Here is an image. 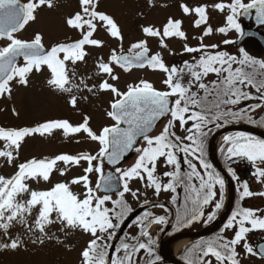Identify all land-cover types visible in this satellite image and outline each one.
<instances>
[{
	"label": "snow or ice",
	"instance_id": "1",
	"mask_svg": "<svg viewBox=\"0 0 264 264\" xmlns=\"http://www.w3.org/2000/svg\"><path fill=\"white\" fill-rule=\"evenodd\" d=\"M147 4L155 7L156 0H147ZM43 7L54 8L55 0L27 3L0 0V39L7 41L0 46V98L11 99L14 84L28 87L34 73L43 74L46 70L47 86L65 97V102L80 114L81 122L47 119L35 126H0L3 142L0 158L15 167L12 175H0V234L6 238L0 240V253L27 251L23 237L11 233L17 226L29 235L34 245L52 240L63 244L49 231L51 226L58 225V231L65 237L76 231L90 236L80 252L79 264H137L134 261L137 253L143 250L152 255L154 242L147 227L151 223L164 224L166 218L144 212L135 223L140 226V236L148 238L147 243L136 237L132 238L136 240L134 244L121 241L115 251H123V255L109 256L111 245L107 241L115 238V230L133 211L126 194L137 200L141 195L140 188L131 187L132 182L142 183L144 189H152L157 196L161 192L175 193L177 185L184 184L186 203L183 215L176 217L178 226L215 220L224 207L226 184L221 173L206 159V142L213 128L239 121L257 123L250 113L264 109V104L237 106L257 98L249 88L264 100V60L251 56L243 47L238 48L237 54H231L221 50L220 44H205L204 40L217 33L227 36L233 30L243 36L240 17L251 16L253 12L256 22L264 26V0H218L211 6L181 3L185 16L196 17L193 27L202 29L194 37L198 46L186 43L188 36L182 28L183 21L169 16L161 27L140 25L142 38L130 43L126 52L123 30L112 15L99 10L100 0H77L78 10L65 17L64 22L75 33V39L67 37L46 47L44 35L39 31L31 39L16 35L36 20L37 11ZM209 7L224 16L223 26L213 28L209 24ZM101 32L119 42V48H111L107 59L99 53L93 56L91 51L107 46V41L99 37ZM150 38L158 41L160 49L169 52L168 40L185 41L183 51L199 55L193 56L191 62L183 61L182 66L168 65L161 51L152 52ZM222 43L229 45L235 41L224 39ZM90 56L95 72L81 75L79 65H86ZM116 68L126 73L134 68L162 72L164 88L158 89L152 82L141 79L127 84L122 91L115 83L120 79ZM209 75L216 78L209 81ZM102 93L110 94L104 111L113 123L94 130L91 116L79 105ZM12 113L19 116L16 108H12ZM260 123L264 126V117ZM57 130L65 138L83 134L84 139L98 145V151L33 156L14 163L26 138L49 137ZM220 151L226 165L234 158L247 160L254 168L253 176L264 185V139L244 132L225 135ZM132 152L134 162L125 168L118 167ZM181 157L187 171L182 172ZM105 162L114 171L106 173ZM160 168L171 170L160 173ZM73 169H80L82 174L70 175ZM227 172L239 181L231 166ZM55 175L60 179L54 180ZM162 177L169 179L165 182ZM73 186L80 190L73 191ZM253 196L264 197V191L253 192L248 182H244L239 189V201ZM239 201L214 238L192 246L195 259L189 254L185 256V264H241L238 248L243 249L245 256L264 260V245L257 251L247 239L254 230L264 231V215H258L260 209L242 207ZM208 206L212 210L205 218ZM226 231L233 233L231 238L224 234ZM159 259L156 256L149 264H156Z\"/></svg>",
	"mask_w": 264,
	"mask_h": 264
},
{
	"label": "rangeland",
	"instance_id": "2",
	"mask_svg": "<svg viewBox=\"0 0 264 264\" xmlns=\"http://www.w3.org/2000/svg\"><path fill=\"white\" fill-rule=\"evenodd\" d=\"M27 3L28 0H22ZM218 0H156V6L150 8L147 0H100L101 11H106L112 15L123 30L124 35V51H127L130 43L142 38L140 33V25H154L161 27L166 22L169 16L183 21L182 28L188 36L186 43L189 46H198V37L202 29L193 27V22L196 17L185 16L180 9V4L185 3L189 6H198L201 4H212ZM248 2V0H245ZM161 5H167L162 7ZM78 10L77 0H55V7L48 9L43 7L37 11L36 20L30 22L25 26L24 30L17 33L22 39H31L35 32L39 31L44 35L45 46H49L53 42L65 41L67 37L76 38L74 32L67 28L65 24V17L74 11ZM209 24L213 28L223 26L224 16L219 12L214 11L211 7L208 8ZM240 23L241 20H240ZM242 26V25H241ZM203 27V26H202ZM237 32L230 31L227 36L221 34H214L211 37L205 38V44L217 43L220 44L221 50L224 49L222 41L224 39H231L235 37ZM99 37L107 41V46L103 49H92L93 56L97 53L103 55L105 59L113 47L119 48V42L108 37L105 33H99ZM7 43L6 40L0 39V46ZM169 45L168 50H162L158 46L156 39H149V47L152 52L161 51L164 61L168 65L182 66L183 61L191 62L193 56L197 53H185L183 45L185 41L179 39H170L167 41ZM223 48V49H222ZM22 62V61H21ZM116 74L119 75V81L115 82L117 86L123 91L126 85L136 83L141 79L148 80L154 84L158 89H163L162 80L164 74L159 71H151L149 69H133L131 72H123V70L116 68ZM95 66L92 56L88 58L86 65H79V73L81 75H93ZM47 71L43 74L34 73L30 78L28 87L19 85L13 86L11 99L6 97L0 98V126L4 127H24L35 126L38 122H43L47 119H68L71 123L76 124L81 122L80 114L73 110L66 102L65 97L61 94L53 92L46 84ZM91 83V82H90ZM110 94L102 93L98 98H92L89 103L81 102L79 107L82 111L91 116V127L98 130L102 126L112 124L113 121L108 119L105 115V109L108 108V100ZM12 108H16L19 116L13 115ZM79 140L80 142H76ZM3 142L0 141V147ZM82 151H98V145L95 142L88 141L83 138V134L76 137L65 138L61 131L57 130L49 137L35 136L26 138L20 149V155L14 163L23 162L33 156H54L60 153L76 154ZM135 160V156L125 165L128 167ZM15 167L9 166L3 158H0V175L10 176L14 173ZM82 174L80 169H73L70 175ZM54 180L60 179L58 175L53 177ZM95 177H93V180ZM36 187V185H33ZM41 188H46L47 185H41ZM131 187L141 189L140 198L145 199L146 194H142L143 184L140 182H132ZM78 186H73V191H79ZM115 199V197H113ZM139 198V199H140ZM126 201L130 207H135L137 200L131 195L126 194ZM111 207V205H109ZM58 225L51 226L50 232H54L63 244H57L55 240L46 241L44 245L32 244L29 235L24 233V230L17 226L11 229L13 235L20 234L25 242L27 251L23 249L17 252H3L0 253V264H79L80 252L90 239V236L80 231H76L71 235L65 237L64 233L58 231ZM32 238H35L34 236ZM6 239L0 234V240ZM116 249V248H115ZM114 248H111L109 255L111 257L117 256ZM241 248L238 251L241 253V264H245L242 258Z\"/></svg>",
	"mask_w": 264,
	"mask_h": 264
},
{
	"label": "flooded vegetation",
	"instance_id": "3",
	"mask_svg": "<svg viewBox=\"0 0 264 264\" xmlns=\"http://www.w3.org/2000/svg\"><path fill=\"white\" fill-rule=\"evenodd\" d=\"M252 18L253 17L251 16L249 20L246 21L244 18L240 17V20L242 22V30L253 29L254 22ZM254 30L263 37L262 40H259L255 37H245L242 41L239 42L241 35L237 33L235 37L231 38V40L235 41V43L224 45V49L231 54H237L238 48L243 47L251 56L257 59L264 60V26L259 25L254 28ZM215 78V76L209 75L207 80L210 81ZM247 90L257 98L242 101L241 104L237 106V108H246L248 105L257 103L264 104V100L259 99V93H255V90L251 88ZM250 114L252 115L253 119L257 121V123L239 121L229 123L219 129L213 128L206 142V159L213 165V167L217 171L221 173V175L225 179L226 184L224 207L219 210L215 220L211 222H205V220H201L198 222H194L188 227L178 226L176 217L178 214L183 215L185 210L187 195L185 191V185L178 184L175 193L161 192L159 196L155 195L153 190L149 188L145 191H142V194L146 192L145 199H136V206L131 207L133 209L132 213L128 216L127 219H125L124 223L115 230V238L107 241V243L111 245L110 248L115 249L116 247L120 246L121 241L134 244L136 243V240H133V237L138 238L140 242L147 243L148 238L140 236V226L135 223V221L142 217L144 212L147 211L151 213L153 217L165 216L166 223H151L147 227V231L149 232L154 242L152 244V255H149L148 252L142 250L140 253L136 254V256L134 257V261H136L137 264H149V261L155 260V257L159 256L160 259L156 261V264H185V256H188L189 254H191L193 259H195L196 251L195 249H192V246L201 241L212 239L219 233L220 228L227 221L231 213L237 208V203L239 201V189L244 182H248L250 190L253 192L264 191V185L259 183L256 177L253 176L252 173L254 172V168L247 160L234 158L233 160L228 161L226 165L224 155L220 151L222 143L216 149H214V142L217 137L228 132H244L248 135L264 139V126H262L260 123V118L264 117V109L258 108L255 112H252ZM159 127H162V124L158 125L156 131L159 130ZM211 153L214 155L217 163L213 161ZM134 156L135 153L132 152L129 158L118 167L125 168V165ZM181 162L182 172L187 171V165L183 164L182 157ZM228 166H231L232 169L237 173L239 181L233 180L231 178L230 174L227 172ZM165 170L171 169L160 168L159 172L162 173ZM162 179L167 182L169 178L162 177ZM113 197H115V199L117 198L115 195ZM173 197H175V202H173ZM145 201H147V203H145ZM239 203L242 207L260 209L261 211L258 213V215H264V197L253 196L250 198H246L243 201H239ZM159 205H163V207H160ZM188 207H191L190 203L188 204ZM211 210L212 206H208L205 208V218ZM114 222L116 221L114 220ZM210 230L213 231L206 235H196V233L198 232ZM224 234L227 237L231 238L233 233L231 231H226ZM180 238L188 239L183 244L178 253L173 254L171 252V244L173 241ZM247 239L248 242L258 251L259 246L264 245V231L254 230L248 234ZM189 249H192L191 253H189ZM240 251L243 254L242 258L245 261V264H264V260L260 259L258 256H245L243 249ZM110 252L111 251L109 250V253ZM122 255L123 251L117 254V256ZM109 256L111 257V255Z\"/></svg>",
	"mask_w": 264,
	"mask_h": 264
},
{
	"label": "water",
	"instance_id": "4",
	"mask_svg": "<svg viewBox=\"0 0 264 264\" xmlns=\"http://www.w3.org/2000/svg\"><path fill=\"white\" fill-rule=\"evenodd\" d=\"M21 2H22V1H21ZM22 3H23V2H22ZM251 16L253 17L252 19H253V22H254V27H253V29H244V30H243L244 35L240 37L239 42L242 41L245 37H255V38H258L259 40H262V39H263V37H262L259 33H257V31L254 30V28H256L257 26H259V24L256 22L254 12H253V14H252ZM251 16L242 17V18H244L246 21H248L249 18H250ZM131 154H132V153H129V154L127 155V157L121 162V164H122L125 160H127ZM211 157H212L213 161H215V163H217L216 160H215V157H214V155H213L212 153H211ZM121 164H120V165H121ZM217 165H218V164H217ZM118 166H119V165H118ZM108 171H114V169H113V167H112L111 165H107V163L105 162V172L107 173ZM217 227H218V226H217ZM217 227H216V228H217ZM214 230H215V229H214ZM212 231H213V230H210V231H201V232L196 233V235L203 236V235H206V234H208V233H211Z\"/></svg>",
	"mask_w": 264,
	"mask_h": 264
},
{
	"label": "bare ground",
	"instance_id": "5",
	"mask_svg": "<svg viewBox=\"0 0 264 264\" xmlns=\"http://www.w3.org/2000/svg\"><path fill=\"white\" fill-rule=\"evenodd\" d=\"M234 133H237V132H228V133H224V134L219 135L217 137V139L215 140V142H214V149H216L223 142V136L231 135V134H234ZM187 239L188 238H180V239H177V240L173 241L172 244H171V252L173 254L178 253V251L181 249V247L187 241Z\"/></svg>",
	"mask_w": 264,
	"mask_h": 264
},
{
	"label": "trees",
	"instance_id": "6",
	"mask_svg": "<svg viewBox=\"0 0 264 264\" xmlns=\"http://www.w3.org/2000/svg\"><path fill=\"white\" fill-rule=\"evenodd\" d=\"M111 249V248H110Z\"/></svg>",
	"mask_w": 264,
	"mask_h": 264
}]
</instances>
